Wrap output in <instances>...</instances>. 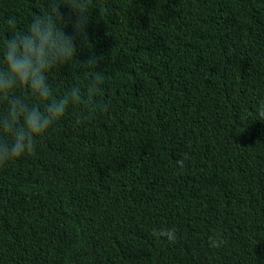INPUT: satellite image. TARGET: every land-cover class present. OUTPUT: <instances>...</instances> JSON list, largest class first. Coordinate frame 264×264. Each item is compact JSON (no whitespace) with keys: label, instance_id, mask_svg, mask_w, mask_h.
Masks as SVG:
<instances>
[{"label":"trees","instance_id":"1","mask_svg":"<svg viewBox=\"0 0 264 264\" xmlns=\"http://www.w3.org/2000/svg\"><path fill=\"white\" fill-rule=\"evenodd\" d=\"M91 4L76 60L101 58L111 108L70 110L0 168V264H264V0ZM46 7L0 0V38ZM78 62L49 74L57 94Z\"/></svg>","mask_w":264,"mask_h":264},{"label":"clouds","instance_id":"2","mask_svg":"<svg viewBox=\"0 0 264 264\" xmlns=\"http://www.w3.org/2000/svg\"><path fill=\"white\" fill-rule=\"evenodd\" d=\"M91 0H47V7L35 16L26 29H16V19L7 18L10 29L0 38V168L14 159L34 154L41 138L53 130L70 110H79L78 119L87 121L95 113L108 112L110 103L100 104L103 72L99 59L90 55L80 63L78 47L89 42L87 31L92 17ZM71 31H67L68 28ZM86 70L82 81L62 94L50 84V73L71 62ZM94 70L95 74H91ZM264 121V104L258 107ZM184 167L185 160L175 161ZM154 235L176 243L175 229H154ZM222 241L210 237V245Z\"/></svg>","mask_w":264,"mask_h":264}]
</instances>
